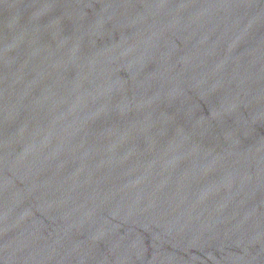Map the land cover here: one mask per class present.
Here are the masks:
<instances>
[{
	"label": "water",
	"instance_id": "95a60500",
	"mask_svg": "<svg viewBox=\"0 0 264 264\" xmlns=\"http://www.w3.org/2000/svg\"><path fill=\"white\" fill-rule=\"evenodd\" d=\"M0 264H264V0H0Z\"/></svg>",
	"mask_w": 264,
	"mask_h": 264
}]
</instances>
